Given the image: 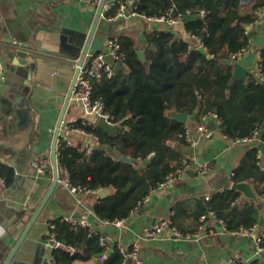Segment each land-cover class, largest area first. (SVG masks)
<instances>
[{
	"label": "crops",
	"instance_id": "0c3cea01",
	"mask_svg": "<svg viewBox=\"0 0 264 264\" xmlns=\"http://www.w3.org/2000/svg\"><path fill=\"white\" fill-rule=\"evenodd\" d=\"M252 1L243 0L240 8L242 13L251 9ZM96 13L94 0H0V45L5 46L11 43L12 38H16L24 45L35 44L39 40L44 47L57 48L53 41L62 28L85 31L92 25ZM155 30H172L178 38L199 44L187 31L183 20L170 24L143 16H126L101 18L91 44V52L105 50L108 38L118 34L131 36L137 50L147 49L148 34ZM250 33L252 45L238 61L249 69L248 77L253 74L261 79L264 8L259 11ZM38 60V67L31 78V92L28 94L33 108L30 114L33 126L28 121L20 123L22 121L13 115L7 116V124L3 121L9 99L23 91L25 78L9 72L0 88V163L12 167L16 176L13 183L0 186V252L8 245L15 244L53 181V168L39 173L32 168L31 161L35 157L51 156L57 123L75 74V61L49 55L40 56ZM124 71H128L127 66ZM82 116V112L70 102L64 119L67 126ZM202 117L197 114V110L189 112L185 124L190 129L195 145L187 139L186 145L175 141H170V144L182 151L183 158L194 154L200 162H207L210 166L208 172L193 169L168 187L152 192L148 200L134 209L121 227L104 225L94 216L91 217L89 210L94 211L99 195L76 196L59 184L29 237L42 242L48 254L51 248L49 222L64 216L90 215L89 219L104 234L109 246L120 243L129 250L134 242L139 244L140 262L131 258L129 264H226L232 260L235 264H258L248 259L251 250L259 251L254 239L224 232L220 219L209 208L210 199L232 189L237 170L244 163L248 151L256 144L236 142L225 136L212 115L206 119V125L214 134L207 138L199 129ZM71 140L76 146L92 142L91 138L77 133L71 134ZM106 150L113 152L107 145ZM258 162L264 169V154H261ZM245 181L252 183L260 198V217L256 224L257 234L262 235L264 194L260 195L258 190L264 187V182L253 179ZM244 200L249 199H243L241 193L236 206ZM204 208L207 210L199 214ZM160 220L171 222L179 231L192 237L176 238L169 233L158 238L146 237L145 228ZM197 233L199 237L195 236ZM73 264L97 263L92 259L88 262L76 260Z\"/></svg>",
	"mask_w": 264,
	"mask_h": 264
},
{
	"label": "trees",
	"instance_id": "16d2710c",
	"mask_svg": "<svg viewBox=\"0 0 264 264\" xmlns=\"http://www.w3.org/2000/svg\"><path fill=\"white\" fill-rule=\"evenodd\" d=\"M243 0H139L137 10L147 17H159L173 9L172 16L184 15L186 29L196 36L208 57L193 41L178 38L172 30H155L148 34L146 55L149 65L141 61L134 39L119 36L124 63L112 77L93 81V95L103 100L105 109L119 122L121 131L110 134L95 125H84L82 119L72 125L93 131L101 144L113 152L95 147L91 156L80 152L76 145L62 144L58 163L76 186L92 189L112 186L114 193L99 198L94 206L95 219L127 218L166 176L182 164L183 154L170 141L186 145V125L167 115L176 108L199 116L215 113L221 120V132L231 139L251 137L259 130L264 140V84L253 74L248 80L232 81L233 66L223 60L247 43L248 25L257 19L264 0H253L251 9L242 13ZM114 7L108 16L114 15ZM205 14L201 15V11ZM198 18L187 22L185 17ZM154 44L156 49H151ZM261 74L264 75V48L261 50ZM257 145L246 154L236 173V181L253 179L264 182V169L259 164ZM131 157L134 162L121 159ZM0 175L7 183L14 182V169L0 163ZM259 191L264 194V187ZM241 199V192L229 189L209 200V208L228 230L250 228L260 217L259 205ZM204 208L200 213H204ZM52 232L62 246L54 249L56 264H73L96 260L97 264H122L124 254L118 243H104V234L91 233L83 226L74 227L62 218L51 221ZM174 225V224H172ZM175 226V225H174ZM181 232V231H180ZM185 234V232H182ZM264 247V235L260 242ZM108 250H111L108 253ZM106 257L102 259V255Z\"/></svg>",
	"mask_w": 264,
	"mask_h": 264
},
{
	"label": "built area",
	"instance_id": "2783aa9c",
	"mask_svg": "<svg viewBox=\"0 0 264 264\" xmlns=\"http://www.w3.org/2000/svg\"><path fill=\"white\" fill-rule=\"evenodd\" d=\"M101 1L102 0H94V4H96V6L98 7ZM138 1L139 0H106L104 3L103 11H102V16L106 18H110V19L126 17V16H143L147 19L166 21V22H169L170 24H174V23H177L183 20L184 15L182 14H179V16L177 17L172 16L173 9H171L166 14L159 16V17H147L146 15L140 14L138 12L137 10ZM114 7H117V9L115 10L114 15L109 17L108 13ZM204 14H205V10H202L201 15H204ZM256 20L251 22L247 27V34H248L247 43L242 48L236 51H231L229 53L230 59L239 60L240 57H242L244 54L248 52V50L250 49L252 45L250 28L254 25ZM192 37L195 40L199 41V44H197L198 46L201 45L200 40L196 36L192 35ZM11 43L18 48L23 47L24 45L23 42L19 41L16 38H12ZM106 50H107V53L110 54L114 58V61L124 62L125 55L122 52V46H121L118 36L108 38L107 44H106ZM261 63H262V59L260 62V67H261ZM5 71H6L5 61L2 55H0V88L5 79ZM260 72H261V69H260ZM114 73H115L114 63H110L106 61L104 50L97 51V52H89L87 54L86 59L78 74V77H77V80H76V83L73 89V93L71 96V104H73L76 109L82 112L83 116L81 119L84 125H92V124L95 125L97 120L100 117H104L106 120H108L113 125H119V122L115 120V117L106 111L103 100L100 98H96L93 95V89H94L93 81L97 78H101L104 75L107 77H112ZM260 77L262 81V79H264V75L261 74ZM210 115H212L213 117L217 119L219 126L221 125V120L215 113L204 115L202 117V122L199 124V129L203 133V135L207 138L211 137L214 134V131L206 125V119ZM73 133L81 134L83 136L91 138L92 142H86V143H81L77 145L80 152L84 153L87 156H91L94 152V149L97 143L99 142V137L93 131H89L85 129L84 127L75 126V125L67 126L65 120L63 121L61 130H60V135L58 138V149H59V146H61L62 144L73 145L72 140H71V134ZM185 139H187L188 142H190L192 145H195V141L191 138L190 129L188 128V126L185 127ZM261 140L262 139L259 137V130L256 129L254 134L251 137L238 138V139H235L234 141L253 142L257 145L258 141H261ZM258 150H259L258 156L260 157L262 153L259 148ZM31 166L37 172L44 173L48 169L52 168L51 156L35 157L31 161ZM196 168L200 172L206 173L210 169V166L207 162H200L198 157L194 154L184 157L182 159L181 166H179L176 170L170 172L166 176L165 180L161 182L152 192L168 187L173 182H175L176 180L182 179L191 170L196 169ZM7 184L8 183H7L6 177L0 175V186H7ZM59 184L68 188L76 196H81L84 194L99 195L98 189H92V188H88L84 186H76L72 184L64 171H63V177L59 179ZM148 198L149 196H147L141 204L145 203L148 200ZM89 214L91 215V217L93 216L95 217L94 211L89 210ZM89 216L88 217L87 216L85 217L64 216L62 217V219L72 224L74 227L83 226V227L88 228L91 233H96L98 230L96 229L95 222L91 221L89 219ZM125 220L126 218H122V219L115 218L114 220H108V219L100 220V222L103 223L104 225H114L117 227H121L124 225ZM220 224L224 232L237 235V236L253 238L254 241L256 242V246L258 250L264 251V247H261L260 245L261 238L264 234L262 235L257 234V224H254L250 228L241 227L235 230H228L223 220H220ZM48 225H49V240H50L51 247L53 249L61 247L62 242L58 240L56 237V234L51 231V229L54 228V224L49 222ZM201 229H203V225L201 226ZM167 233L173 234L177 237H192V235L190 234H183L182 232H180L176 228V226L172 225V223L167 220H160L154 225L150 227H146L145 232H144V234L148 238H158L161 236H165ZM195 236L199 237L200 234L197 233L195 234ZM103 241L104 243L107 244L105 237L103 238ZM118 246L121 252L124 254V260L122 264H129V260L131 258L140 262L139 260L140 247L137 242H134L131 245V248L129 250L123 247L122 244L120 243H118ZM105 257H106V254H103L101 258L104 259ZM51 262L52 264H56V261L53 256L51 258ZM226 264H235V262L232 260Z\"/></svg>",
	"mask_w": 264,
	"mask_h": 264
},
{
	"label": "water",
	"instance_id": "95a60500",
	"mask_svg": "<svg viewBox=\"0 0 264 264\" xmlns=\"http://www.w3.org/2000/svg\"><path fill=\"white\" fill-rule=\"evenodd\" d=\"M106 0H102L100 5L97 7V13L94 18L92 25L85 31H74L68 30V28H62L60 33H57L56 38L53 42L57 45V48L53 47H44L41 42L38 40L35 41V44H26L23 47H16L12 43H6L5 46L0 45V55H2L6 71L5 75L9 72H14L16 74L22 75L25 79L23 81L24 88L23 91L19 92L15 98L9 99V105L7 110L3 115V121L5 124L8 123L7 116L13 115L17 119H20L23 123L28 121L32 126L34 122L30 116L31 111L33 110L30 98L28 94L31 92V78L33 72L38 67V59L40 56H55L62 57L71 61H75V74L73 76L66 100L60 115V118L57 123V128L54 135V141L52 146V168L54 178L53 181L47 190L46 194L42 198L39 206L31 216L30 220L22 230L20 236L13 246L8 245L5 249H2L0 252V264H52L51 258L54 255V249L51 247L46 254L45 245L42 242L33 240L29 237V234L36 224L40 214L42 213L44 207L55 194L57 187L59 186V179L63 177V171L58 163V138L60 135V130L65 119L66 111L71 102V96L73 89L80 72V69L86 59V56L91 52V44L96 35L101 18H106L102 16V11L104 3ZM198 18L196 14H189L186 16V21H192ZM151 49H156V46L152 44ZM198 49L205 53L209 58L212 55L207 51L204 45H199ZM105 59L110 63H114V70L118 72L120 70H125L126 65L122 61H114V58L107 53V50H104ZM138 56L149 65L147 59L146 50L141 49L137 50ZM227 64L233 66L232 81L237 79L248 80L249 69L244 66L238 60H232L230 58L223 60ZM264 84V79H262ZM168 117L177 120L183 124H186L189 119V112L184 110H178L176 108H171L167 111ZM95 126L97 128L103 129L105 132L110 134H117L121 131V126L113 125L104 117H100ZM30 138H33V133H31ZM99 149H106V145L101 144L100 142L96 145ZM257 147L260 149L261 153L264 154V141H258ZM122 160L134 162V160L126 155L121 156ZM232 189L238 190L242 193L243 199H249L257 204H260V198L257 192L254 190L253 185L250 181H240L233 182ZM114 189L112 186L99 188V198H105L109 195H112ZM177 238V236H174ZM111 250H108L110 253ZM249 261H256L258 264H264V251L251 252L248 254Z\"/></svg>",
	"mask_w": 264,
	"mask_h": 264
},
{
	"label": "rangeland",
	"instance_id": "374dc122",
	"mask_svg": "<svg viewBox=\"0 0 264 264\" xmlns=\"http://www.w3.org/2000/svg\"><path fill=\"white\" fill-rule=\"evenodd\" d=\"M119 36H121V35L118 34V37H119ZM111 37H114V36H111Z\"/></svg>",
	"mask_w": 264,
	"mask_h": 264
},
{
	"label": "bare ground",
	"instance_id": "6f19581e",
	"mask_svg": "<svg viewBox=\"0 0 264 264\" xmlns=\"http://www.w3.org/2000/svg\"><path fill=\"white\" fill-rule=\"evenodd\" d=\"M185 20H186V17H185Z\"/></svg>",
	"mask_w": 264,
	"mask_h": 264
}]
</instances>
